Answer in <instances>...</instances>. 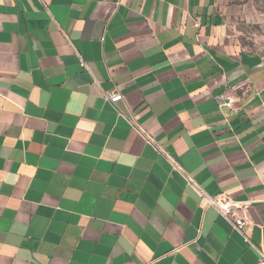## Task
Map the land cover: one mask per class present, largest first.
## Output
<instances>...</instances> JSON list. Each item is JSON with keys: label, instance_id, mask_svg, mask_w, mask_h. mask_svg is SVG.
I'll return each mask as SVG.
<instances>
[{"label": "crops", "instance_id": "crops-1", "mask_svg": "<svg viewBox=\"0 0 264 264\" xmlns=\"http://www.w3.org/2000/svg\"><path fill=\"white\" fill-rule=\"evenodd\" d=\"M263 258L264 50L218 0H0V264Z\"/></svg>", "mask_w": 264, "mask_h": 264}, {"label": "built area", "instance_id": "built-area-1", "mask_svg": "<svg viewBox=\"0 0 264 264\" xmlns=\"http://www.w3.org/2000/svg\"><path fill=\"white\" fill-rule=\"evenodd\" d=\"M123 98L122 93L120 92H111L106 94V99L116 104ZM219 105L225 109H234L238 110L239 108L235 106V100L231 97L226 96L223 93H220L216 96ZM130 123L137 128L145 137L147 142L151 144L155 149L159 152L163 153L162 149L158 146L154 138L148 134L142 127L138 126L133 120H130ZM173 164V167L176 170L182 171L181 166L173 160L171 157H168ZM190 184L198 190L201 196L206 200L209 206L215 207L217 211L226 218L233 227L238 230L241 234L246 236L247 228L252 224L250 216H249V203L243 201H237L233 199L231 196L227 195L226 193H220L217 195H209L204 190L200 188V186L190 177H187ZM264 264V258L261 262Z\"/></svg>", "mask_w": 264, "mask_h": 264}, {"label": "rangeland", "instance_id": "rangeland-1", "mask_svg": "<svg viewBox=\"0 0 264 264\" xmlns=\"http://www.w3.org/2000/svg\"><path fill=\"white\" fill-rule=\"evenodd\" d=\"M241 45L264 50V0H218Z\"/></svg>", "mask_w": 264, "mask_h": 264}]
</instances>
